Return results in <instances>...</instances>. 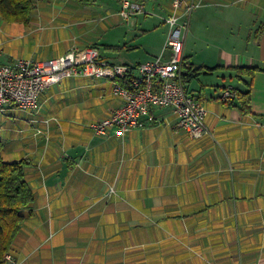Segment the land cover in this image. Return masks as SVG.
<instances>
[{
  "label": "crops",
  "instance_id": "0c3cea01",
  "mask_svg": "<svg viewBox=\"0 0 264 264\" xmlns=\"http://www.w3.org/2000/svg\"><path fill=\"white\" fill-rule=\"evenodd\" d=\"M31 1L27 24L0 17V64L84 47L116 65L169 57L171 0H131L143 12L127 21L117 0ZM188 1L182 56L199 74L184 88L208 134L188 136L163 107L145 128L94 134L88 124L122 101L82 76L1 116L0 141L13 144L1 157L24 162L33 194L8 251L16 263L264 264V0Z\"/></svg>",
  "mask_w": 264,
  "mask_h": 264
},
{
  "label": "built area",
  "instance_id": "2783aa9c",
  "mask_svg": "<svg viewBox=\"0 0 264 264\" xmlns=\"http://www.w3.org/2000/svg\"><path fill=\"white\" fill-rule=\"evenodd\" d=\"M119 15L128 20L142 13L140 3L117 0ZM198 4L188 0H171V13L164 19L167 36L164 47L169 50L167 60L157 58L136 66L109 64L99 58L92 47L72 48L63 55L38 61L16 58L0 64V117L9 108L22 112L38 106L41 92L50 85L74 76L104 79L112 84L113 95L122 104L103 119L93 120L88 127L94 134L105 135L109 129L123 135L154 123L153 108H169L177 117V126L188 136L198 138L208 134L204 125L207 111L203 103L190 96L181 81L185 67L182 56L184 32L188 19ZM234 94L230 89L219 93V98L229 101ZM7 264H18L10 253L3 255Z\"/></svg>",
  "mask_w": 264,
  "mask_h": 264
},
{
  "label": "trees",
  "instance_id": "16d2710c",
  "mask_svg": "<svg viewBox=\"0 0 264 264\" xmlns=\"http://www.w3.org/2000/svg\"><path fill=\"white\" fill-rule=\"evenodd\" d=\"M32 9L31 0H0V17L7 22L27 24ZM197 70L185 66L180 74L181 81L185 82L188 77H196L199 74ZM241 97L246 98L242 104L247 106V93L242 94ZM1 147L0 143V151ZM23 169L22 160L6 162L0 154V264L6 263L3 254L10 253L8 251L23 220L22 211L33 200L32 190L24 179Z\"/></svg>",
  "mask_w": 264,
  "mask_h": 264
},
{
  "label": "rangeland",
  "instance_id": "374dc122",
  "mask_svg": "<svg viewBox=\"0 0 264 264\" xmlns=\"http://www.w3.org/2000/svg\"><path fill=\"white\" fill-rule=\"evenodd\" d=\"M101 60H103V58L101 59ZM10 116V115H9ZM11 117V116H10ZM1 117H0V121H1ZM3 119H10L9 117H4ZM11 122H13V120H11ZM12 124H14V123H12ZM0 128H3V124H0ZM0 143H1V150L3 149V156L4 155H6L7 154V152H8V148H11V146L13 145L12 143H9V145L10 146H8V144H6V145H4V143H2L1 141H0ZM9 152H10V150H9ZM5 254V253H4ZM3 254V255H4Z\"/></svg>",
  "mask_w": 264,
  "mask_h": 264
}]
</instances>
